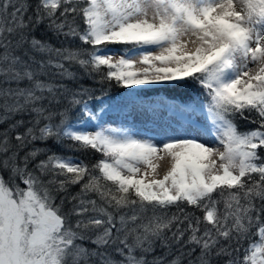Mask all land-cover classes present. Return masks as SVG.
<instances>
[{
    "label": "snow or ice",
    "instance_id": "1",
    "mask_svg": "<svg viewBox=\"0 0 264 264\" xmlns=\"http://www.w3.org/2000/svg\"><path fill=\"white\" fill-rule=\"evenodd\" d=\"M0 264H264V0H0Z\"/></svg>",
    "mask_w": 264,
    "mask_h": 264
},
{
    "label": "trees",
    "instance_id": "2",
    "mask_svg": "<svg viewBox=\"0 0 264 264\" xmlns=\"http://www.w3.org/2000/svg\"><path fill=\"white\" fill-rule=\"evenodd\" d=\"M73 70L76 71L75 68H73ZM82 83H84L85 86H87V87H95V88H97V89L100 87V85H98V84H94L93 81L90 80V79H88V78H85V79L82 81ZM123 91H124V90L113 89V91L110 93V96H111L112 98H117V97H119V96H121V95L123 94ZM97 94H99V93L97 92ZM160 94L167 95V96L171 97L172 95H180L181 92H180V90H178V89L173 90V89H163V88H162V89H160ZM242 127H243V125H242ZM56 150H57V151H63L62 149H59V148H57ZM67 154H71V153H67ZM76 190H77V189H73L72 191H76Z\"/></svg>",
    "mask_w": 264,
    "mask_h": 264
},
{
    "label": "rangeland",
    "instance_id": "3",
    "mask_svg": "<svg viewBox=\"0 0 264 264\" xmlns=\"http://www.w3.org/2000/svg\"><path fill=\"white\" fill-rule=\"evenodd\" d=\"M114 126H116V125H114ZM162 164H163V162H161Z\"/></svg>",
    "mask_w": 264,
    "mask_h": 264
}]
</instances>
